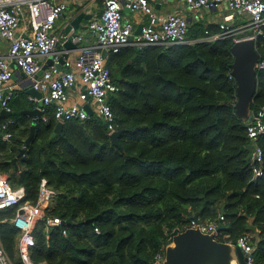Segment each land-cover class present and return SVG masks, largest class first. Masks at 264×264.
<instances>
[{"label": "trees", "instance_id": "1", "mask_svg": "<svg viewBox=\"0 0 264 264\" xmlns=\"http://www.w3.org/2000/svg\"><path fill=\"white\" fill-rule=\"evenodd\" d=\"M219 30L194 19L189 43L111 54L119 91L109 104L120 146L96 114L66 120L56 131L52 106L26 144L33 118L22 111L34 104L25 91L16 93L11 141L1 128L8 117L0 119V173L14 188L23 186L24 202L32 204L46 179L56 195L45 217L63 221L37 223L34 264H155L196 213L207 222L223 215L225 241L251 234L256 260L264 264V162L255 177L254 142L236 113L237 84L229 78L234 37L201 40ZM257 50L264 61V26ZM257 76L252 110L264 106V67ZM257 143L264 152V134ZM17 208L0 211V239L13 263L24 264L21 231L11 223Z\"/></svg>", "mask_w": 264, "mask_h": 264}, {"label": "built area", "instance_id": "2", "mask_svg": "<svg viewBox=\"0 0 264 264\" xmlns=\"http://www.w3.org/2000/svg\"><path fill=\"white\" fill-rule=\"evenodd\" d=\"M95 1L101 2L102 11L99 16L90 20L88 30L96 38V43L85 44V35L76 32L74 28L67 33L64 29L56 27L58 18L69 9L67 2L61 0H0V38L9 43L7 52L0 49V106L3 110L8 113L13 112L10 103L16 95V90L10 82L14 76L12 64H16L26 79L31 82L32 88L41 93L40 98L28 95V100L40 103L42 113L46 107L52 106L58 121L90 119L92 116L89 115L84 104L78 101L70 102V89L80 78L84 89L80 92L79 99L83 102H87L89 98L94 99L96 112L108 124L107 128L111 134L117 129L109 97L119 91V86L113 80L111 71L106 65L103 51L119 53L128 46L145 50L151 46L183 45L191 42L188 39L190 27L188 18L177 12L159 16L155 11L153 0H92L85 4V8L91 7L92 2ZM177 1L193 10L214 9L220 4H225L234 14L248 16V23L243 28H239L241 32L249 31L245 36H237L240 32L235 26L231 27L225 21L219 23V32L208 34L207 31V35L201 38L202 41L234 37V42H236L241 37H250L256 41L257 45L258 37L263 34L264 0ZM125 8L131 11H141L149 16V22L142 28L141 34L135 35L136 26L131 19L125 16ZM24 20L28 21V25L23 26ZM69 39L79 45L77 58L74 61L65 60L63 65L66 69L64 71L55 66L41 72L42 66L37 58L55 56L54 62L59 63L63 51H58V45ZM263 67L264 61H259L257 70ZM229 78L236 83L232 69ZM252 115L253 120L247 124V132L254 142L252 163L255 177H257L262 175L264 162L263 149L257 143L259 137L264 134V106L252 110ZM44 120H46L45 117ZM12 123L13 120L10 117L2 122L1 128L6 131L3 136L5 141L12 139V133L9 131ZM55 195L56 192L49 187L47 180L43 179L37 203L24 202L25 188L23 186L14 188L7 176L0 173V211L14 206L18 207L11 223L21 231L18 250L24 264H34L31 260V250L36 245L34 229L37 223L45 218L47 227L63 224L59 217H45V210L51 205ZM224 219L223 215L217 222L192 218L187 228L199 227L204 233H213L219 241L235 243L243 250L246 264H258L253 236L246 233L241 235L236 242L225 241L228 235L224 233V230H218L219 224L223 223ZM164 260L165 251L156 256L155 264H164ZM0 264H14L1 239Z\"/></svg>", "mask_w": 264, "mask_h": 264}, {"label": "water", "instance_id": "3", "mask_svg": "<svg viewBox=\"0 0 264 264\" xmlns=\"http://www.w3.org/2000/svg\"><path fill=\"white\" fill-rule=\"evenodd\" d=\"M89 18L90 16L84 13L76 14L66 25L65 31L69 33L73 28L78 30L83 20ZM188 20L190 23L193 21L191 17ZM144 25L135 30V35L141 34ZM65 45L67 47H76L72 39H69ZM232 53L234 62L231 68L237 84L236 113L248 124L253 120L252 102L258 87L257 64L260 61V55L256 41L250 37H241L237 40L232 47ZM107 54L108 52L104 50L103 55L106 57ZM65 59L66 55L60 58L59 63L53 62V64L59 70H62ZM44 70L45 68H42L41 72ZM25 89L28 94L38 98L41 97V93L32 88L31 82L25 85ZM84 107L90 116L94 115L93 109L88 104ZM22 113L29 114L33 118L30 135L25 141L26 144H29L34 136L35 127L42 115V110L37 107L23 110ZM11 116H13V112L8 113L3 109L0 112V117L2 118ZM63 124V121H58L56 131H61ZM107 126L108 124L105 123V127ZM121 133V130H116L110 134L114 144L117 146H120L119 137ZM24 152L25 149H22L19 155L14 158L15 163H17V158L22 156ZM193 218L199 220V214L196 213ZM225 228L226 226L223 223L218 226V230L221 231L225 230ZM164 264H246V257L243 250L235 243L219 241L213 233H204L199 227H189L173 236L171 243L165 249Z\"/></svg>", "mask_w": 264, "mask_h": 264}, {"label": "crops", "instance_id": "4", "mask_svg": "<svg viewBox=\"0 0 264 264\" xmlns=\"http://www.w3.org/2000/svg\"><path fill=\"white\" fill-rule=\"evenodd\" d=\"M61 1L67 2L69 5V9L61 17L58 18L57 23H56L57 29L65 30L66 25L70 22V20L76 14L84 13L85 15L90 16V18L84 19L81 24V27L78 30H76V32L85 35V39H84L85 44L96 43V38L88 30V24L92 18H95L96 16L100 15L102 11L101 2L100 1L92 2L93 5L91 7L85 8V4L91 2L92 0H61ZM152 3L154 5L156 13L159 16H165L167 14L177 12L187 18L191 17L193 20L198 19L201 21H205L207 24L214 23V24L219 25V23L226 21L231 27L235 26L236 29L240 33L248 32V30H244L242 32L239 30V28H243L248 23L249 21L248 16L244 14L243 15L234 14L231 10H229V8L225 4H220L217 8H214V9L202 8L198 10H193V9H190L185 4H181L177 0H155V1L153 0ZM124 13L126 17H128L134 22L136 29L149 22V16L145 14L144 12L131 11L125 8ZM24 25H28L27 20L23 21V26ZM65 43L66 42H63L58 45V51H63V53L60 55V58L66 55L65 60L74 61L79 54V50H78L79 45L75 44L76 47H67ZM8 44L9 43L7 41H4L0 38V49L3 52H7ZM111 54L112 53L108 52L106 56V65L108 66L109 69H111L109 66ZM54 59H55V56L37 58L39 64L42 66V68H45V70L52 69L55 67V65L53 64ZM12 68L14 70V76L11 79L10 84L15 86L16 93L25 91V95H27V98H28V95L30 94L27 93L25 89V85H27L29 81L26 79V76L23 74V72L18 68L16 64H14ZM65 69L66 67L63 65V68L61 71H64ZM39 74H41V72ZM83 89H84V86L80 78H78L75 85L70 89V102L78 101L84 104V106L88 104L93 109V111H95L94 115L95 114L98 115L96 112L97 111L96 103L94 99L89 98L87 102H83L79 99V94ZM33 104H34V108H37V107L41 108L40 103H33ZM1 110L2 108L0 106V112ZM1 118L2 117H0V119Z\"/></svg>", "mask_w": 264, "mask_h": 264}, {"label": "rangeland", "instance_id": "5", "mask_svg": "<svg viewBox=\"0 0 264 264\" xmlns=\"http://www.w3.org/2000/svg\"><path fill=\"white\" fill-rule=\"evenodd\" d=\"M243 36H245V35H243Z\"/></svg>", "mask_w": 264, "mask_h": 264}]
</instances>
